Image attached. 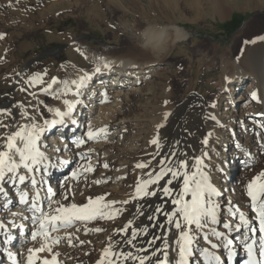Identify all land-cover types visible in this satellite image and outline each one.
Wrapping results in <instances>:
<instances>
[{
	"label": "bare ground",
	"instance_id": "obj_1",
	"mask_svg": "<svg viewBox=\"0 0 264 264\" xmlns=\"http://www.w3.org/2000/svg\"><path fill=\"white\" fill-rule=\"evenodd\" d=\"M241 1L244 2L246 0L231 1V9H239L242 5ZM226 2L227 0H209V4H211L215 13L221 19H224L231 11L228 8L229 6H226ZM191 36V30L186 27L149 25L143 32V43L141 44L142 49L150 53L149 57L146 58L144 55L143 60H135L134 56L129 55L111 57L95 64L90 72L77 76L75 80H72V82L75 81L76 83L71 82L67 87H64L65 85L55 82L51 89L45 91L41 99L51 95L54 96L60 91L65 95V98L60 95L59 99L62 98V100L55 101L54 99L55 102L52 103L51 107H46L45 103L37 100V95H34L33 90L31 91L26 86H23L25 94L22 93L20 95L18 92L15 96H12L7 93L8 89H6L5 93L0 96V103L8 104V112L4 111L6 114L0 119V125L8 126H0V150H4L6 133L19 131L25 125L30 127L33 123L45 129L37 142L40 151L45 155L40 158L39 163L33 165L35 170L29 171L21 165L16 172L6 174L4 180L0 181V188H3V191H0V225H3V227H0V243L3 245L0 248V255L3 257L2 264H16V260L20 261V264H26L28 249L40 247L42 243H45L43 237H37L35 241L32 240V233L39 226L34 220L37 214H28L26 212L27 206L19 205L18 203L19 194L30 192L27 185L25 184L23 188L15 187L13 192L15 198L11 197V185L15 180L19 181V176H33L40 183L44 179L53 180V198L51 202H46L45 211H47L50 203L53 207L57 206L56 202L63 205L72 203L82 205L86 204L89 198L95 200L97 197H104L100 202V212L104 215L114 214V209H119L118 203L123 205L124 203L122 202L127 201L125 211L115 215V218L110 219L109 223L101 224L98 216L102 217L104 215L97 214L94 219L75 221L68 227L61 226L58 231L51 233L52 237H59V242L52 244L51 240L47 241L53 249L52 253H39L41 257L50 259L54 253H58L59 255L56 259L59 264H97L103 255V249L109 244H112L116 251H133L137 255H148L151 257L155 249H163L165 242H167L169 245L167 249L169 262L174 264L175 260L178 259L175 241L179 230L175 228L174 224L168 222L166 214L175 210L176 206L171 203V200L182 188L183 181L181 180L176 188H174V180L172 185H168L167 181L172 178L169 173L159 180L157 184L149 186L150 191H156V196L136 197L135 199L133 197L135 196L137 184L142 180L155 178L161 168H174L169 155L168 146L170 145L165 137L170 134L174 135L173 132L179 123L181 105L169 106L163 114L153 111L150 119L145 117H127L125 111H132L134 107L132 103L135 102L138 96L141 98L146 96V88H149L147 85L152 77L157 76L155 72L157 66L169 57L172 49L178 43L187 41ZM259 49L264 53V40L260 39L256 42V36H250V40L237 52V59L242 62L236 61L233 63L232 60L234 72L229 76L225 75L231 81L234 80L233 82L236 80V84L240 83L247 73L250 74L251 78L248 83L249 86L244 90L245 94H241L242 96L238 99L247 100L245 95H248V104L246 103L242 107L245 116L240 113L229 124L233 135L239 126L246 130L245 126L249 124L247 122H252L251 124L255 126L259 125L258 120L256 122L249 120L251 116L247 115L248 113L253 112L252 114L256 113L264 117V57H262L263 53L260 54L261 57H257L256 52ZM97 67L100 68L99 72L96 71ZM238 68H245V70L237 73ZM82 77H87V79H84L81 83ZM109 78L111 79L108 80ZM226 78H224L225 82H227ZM232 86L234 88L240 87L239 84L235 86L232 82L229 83L226 89L230 96L234 90ZM254 92L257 94L256 98L252 96ZM65 100L73 102L72 113L63 117L62 123H56L55 129L52 124H45V121H59L61 119L55 110L59 109L66 112L68 106L64 103ZM228 102L231 103V100ZM199 106L198 110H201L205 116L208 110L204 108L203 101L199 102ZM235 108L239 109L238 106ZM49 109L53 111H48ZM87 114L88 122L84 121L85 123L83 124L79 120L83 119V116ZM208 118L205 121L206 130L203 133L204 135L202 134L203 137L199 138L197 149L194 151L195 159H192L193 162L189 173L197 172L198 170L206 173L210 177V182L221 194L222 187L216 186L212 180L209 147L212 135L223 123L215 121L213 116L209 120ZM147 129L150 135L146 134L148 133ZM89 130L95 133L94 138L88 137ZM152 131H155V133ZM46 134L49 135L50 141L48 142V135ZM257 136L258 134L256 136L252 135L249 139L251 141L246 144V147H243L245 143L241 141L242 138L240 140L238 138L237 143L242 146H235L236 151L238 153L245 151L244 159L246 161L242 166L243 172L245 170L247 172V169H245L247 165L245 164L251 162L248 160L249 156H253L255 149L262 147ZM204 138L208 139V142L205 143L206 140ZM82 139L86 141L83 145L79 144ZM153 139H158L159 143L152 144L151 141ZM18 144L22 146L19 141ZM76 158L79 159V162L72 171L76 173L79 180L75 182L69 179L65 184L62 180L64 185L62 183L57 185L55 182L57 174L65 171L66 166L71 164L72 160ZM223 158L225 162H234L232 154L223 156ZM159 161H164V163L160 164L158 163ZM138 163L147 164L148 167L137 168L136 165ZM105 164H107V167H104ZM89 166L93 169L92 171L87 170ZM220 166L225 173L224 167ZM48 169L52 170V173L46 176L45 170ZM72 177L74 178L73 175ZM250 177L252 178V173ZM223 178L224 181H227L229 174H225ZM129 179L133 183L130 182L129 184ZM97 181L101 182L97 183ZM248 184L247 182L245 187ZM164 186L174 189L172 197L164 196L161 190ZM224 189L227 192L225 199L227 206L232 204V207L231 205L230 207L228 206V216L221 217L219 213L220 223L213 225L209 221L206 229L197 230V232L200 231L202 233L203 237L205 233L208 236L213 235V228L216 231L223 232V237L213 235L212 239L213 244L222 246H220L219 250L218 247L211 249L204 245L202 248L199 247L198 252L200 255H198L197 264H209V257L205 254V249H208L209 253H214L221 259L220 252L223 251V245L227 242V237L232 232L239 227L244 228L247 232L248 228L255 226L254 218L258 217V214L253 203L245 200L240 207L239 201L235 200L233 195L228 194V192H231L229 188L225 187ZM232 190L235 191L234 185ZM219 196L213 197L218 204L223 200V196ZM187 198L190 199V195ZM112 201L117 203L113 205L111 204ZM104 205H108V207H104ZM158 207L160 208L159 211H157ZM241 213L249 221L248 224L240 220ZM129 220L133 223L129 227L128 232L118 231L120 228L127 226ZM225 224H229L230 227L225 228ZM95 229H102V231H96ZM142 229H147V231H141ZM132 231L138 232L135 239L132 238ZM246 232L244 235H246ZM20 234L25 236L24 240L30 242L24 245V240L21 239ZM156 234L159 239L156 240L157 242L151 243L150 247L149 244L154 240ZM163 234L164 236H162ZM128 239H133L135 247L126 243ZM198 240L199 238L196 236L195 243L200 246ZM207 240L209 241L210 239ZM141 249L146 251H140ZM77 252L92 254L86 256L81 263L76 257L75 253ZM9 253L12 254L11 257ZM157 256L162 258V252H157ZM12 257H15L16 260ZM155 259L156 257H151L150 261H146V264H154ZM192 259L193 255L189 257L190 264H192ZM37 264H42V261H37ZM127 264H135V262L128 261ZM212 264H216V261L212 260ZM220 264H225V262L220 260Z\"/></svg>",
	"mask_w": 264,
	"mask_h": 264
},
{
	"label": "rangeland",
	"instance_id": "obj_2",
	"mask_svg": "<svg viewBox=\"0 0 264 264\" xmlns=\"http://www.w3.org/2000/svg\"><path fill=\"white\" fill-rule=\"evenodd\" d=\"M231 1L226 2L231 11L221 19L209 0H0V96L6 89L9 95L15 96L18 92L21 95L24 93L23 86H26L37 95V100L51 107L56 100H62L59 99L62 92L44 99L41 97L55 82L63 85L67 82L68 86L77 76L90 72L95 64L111 57L129 55L134 56L135 60H143L144 55L149 57L150 53L145 52L141 46L143 32L149 25L186 27L191 30L192 36L178 43L169 57L157 66V76L152 77L147 85L149 88H146V96H138L132 103L134 110L125 113L127 117L150 119L153 111L163 114L169 106L181 105L174 135H166L165 139L170 145L168 148L173 170L183 159L187 161L188 172L192 159H195L194 151L199 138L203 137L206 130V119L213 116L215 121L222 122L223 125L212 135L209 159L212 180L216 186L222 187L220 196H223V200L219 203V213L221 217L228 216V206L232 207V204L227 206V192L224 188H229L231 192L228 194L233 195L241 207L245 200L252 202L245 184L264 172V117L248 113L252 117L249 120H258L260 126L247 122L246 130L239 126L234 135L229 127L240 113L245 116L242 107L247 103L248 95H245L247 100L238 99L249 86L250 74H245L241 79L238 83L240 87L232 86L234 90L231 96L226 89L231 82L238 85L236 80L233 82L226 78L234 72L231 61L242 62L237 59V52L250 40V36H256V42L264 37V0L241 1L242 5L236 10L231 9ZM56 46L64 48L57 52L53 50ZM261 53L260 49L257 50V57H261ZM42 55L44 57L36 61ZM244 70L238 68L237 73ZM34 77H39L42 83ZM49 84L51 87H48ZM200 101L208 110L205 116L198 110ZM4 111L8 112V104L0 103V119L6 114ZM79 121L83 124L88 122V114ZM256 133L262 147L255 149L253 156L246 157L251 162L245 164L248 166H245L247 172H243L245 151L238 153L235 146H242L237 143L238 138H242L241 141L245 143L243 147H246L251 141L250 137L256 136ZM146 134L150 135V132ZM204 140L208 142V139ZM228 154H232L233 163L224 161L223 156ZM78 162L79 159H73L60 175L70 176L69 179L75 182L79 180L78 176L72 177V170ZM220 165L224 167L225 173ZM184 170L181 168V171ZM225 174H229L227 181L223 180ZM181 180L182 177L174 180V188L179 186ZM130 182L133 183L129 179ZM233 185L236 192L232 190ZM126 204L118 203L120 212L125 211ZM108 215L98 216L99 222L109 223ZM197 234L199 247L204 245L213 248V235L208 236L211 241L209 243L200 231ZM20 236L24 240L25 236ZM29 242L23 241L24 245ZM2 246L0 243V248ZM224 251L220 252V260L225 259ZM75 254L82 263L92 253ZM197 257H193L192 264H196Z\"/></svg>",
	"mask_w": 264,
	"mask_h": 264
},
{
	"label": "snow or ice",
	"instance_id": "obj_3",
	"mask_svg": "<svg viewBox=\"0 0 264 264\" xmlns=\"http://www.w3.org/2000/svg\"><path fill=\"white\" fill-rule=\"evenodd\" d=\"M260 39H264V37H260ZM108 66V65H106ZM97 72L100 71V68L97 67ZM37 82L42 83L39 77H34ZM87 77L81 78V83ZM55 82V78L54 81ZM72 83H76L73 81ZM51 87V84L48 85ZM65 87H67V82H65ZM256 93L252 94L253 98H256ZM64 103L68 106L67 111H61L56 109V114L61 118L59 121H45V124H56L62 123L63 117L68 116L73 111V102L70 100H65ZM49 111H53L49 109ZM167 115V114H166ZM3 127H8L7 125H0ZM162 126V125H161ZM45 129L43 127L38 126L36 123H33L30 127L25 125L21 130L15 131L12 133L5 134V147L4 150H0V181H3L5 175L8 173L16 172L21 165L25 169L29 171H34L33 165L39 163L40 158L44 157V153L40 151L38 141L40 139L41 133ZM95 133L91 130L88 131V137L94 138ZM18 141L22 143V146L18 144ZM207 141H205L206 143ZM86 143L85 140H80L79 144L83 145ZM152 144H158V139H153L151 141ZM18 154V160H17ZM166 159V158H165ZM199 162V161H198ZM158 163L163 164L164 161H159ZM107 167V164L104 165ZM137 168H146L147 164L138 163L136 165ZM181 168L185 169L181 171ZM187 161L180 160L179 166L173 170L172 167L169 168H161L159 173L153 179L142 180L139 184H137L135 188V196L136 197H145V196H156L157 193L155 190L150 191L149 186L155 185L161 180L164 176L171 174V179L167 181L168 185H172V181L182 177V188L178 193H176L175 197L171 200V203L175 205V210L167 213L168 222L170 224H174L175 228L178 231V236L176 238V253L178 259L175 260L174 264H190L189 257L192 256L193 253V245L196 240L197 230H203L208 227L209 221L211 224L215 225L220 223L219 219V204L213 199L215 196H219L220 192L218 189L210 182V177L199 170L197 172L189 173L187 170ZM88 171H92L91 166L87 169ZM72 175L75 177L76 173L73 172ZM26 179L25 176H19V180L24 182ZM101 181H97L100 183ZM33 184L36 181L33 179ZM248 188V196L251 197L253 206L258 214L259 220V231L264 233V172H261L259 175L255 176L254 179L247 186ZM164 196L172 197L174 193V189L172 187L164 186L161 188ZM0 191H3V188H0ZM48 193H52V189H47ZM26 195L22 194L21 199L26 202ZM190 195V199L187 197ZM104 199V197H97L95 200L89 198L86 204L78 205L76 203H72L70 205H63L59 202H56L57 206L53 207L50 203L48 205L47 211L43 208L39 207L36 202L33 203V209L35 212L39 213L34 217V220L38 223V228L32 233V240L35 241L37 237H43L45 243H42L40 247L30 248L28 249L27 262L26 264H37V261H42V264H59L56 257L59 255L58 253H54L52 257L49 259L47 257H41L39 253L49 252L52 253L53 249L47 241L51 240L52 244L59 242V237H52L51 233L59 230L61 226L68 227L72 225L75 221L80 220H91L94 219L97 214L104 215L100 212V202ZM36 201H39V193L36 194ZM116 201H112L111 204H116ZM122 203H127V201H123ZM104 207H108V205H104ZM160 208H157L159 211ZM120 210L114 209V214H109L107 218L114 219L115 215H119ZM151 219V217H150ZM240 220L245 224H248L249 221L246 219L243 213L240 214ZM132 221L129 220L127 226L120 228L118 231L127 233L129 227L132 225ZM3 227V225H0ZM230 227L229 224H225V228ZM96 231H102V229H95ZM141 231L146 232L147 229H142ZM250 231L255 232V228H250ZM212 234L217 237H223L224 233L216 231L215 228L212 230ZM132 238L135 239L138 235L137 231H132ZM133 239H128L126 241L127 244L133 245ZM155 239H159V237L154 238L152 242H150L149 246L151 247V243H154ZM204 239H209L208 234L205 233ZM209 243L211 241L209 240ZM233 244V240L229 239L223 245L224 247H229ZM219 244H213V247H220ZM135 247V245H133ZM247 254L248 260L244 262V264H264V238H262V242L260 244L259 256L257 258L255 251L254 243H245L244 245ZM169 245L167 242L164 244L163 249H155L151 257H156L154 264H170L169 262ZM140 251H146L141 249ZM157 252H162V258L157 256ZM205 254L209 257V264H212V260L216 261V264H220L219 256H216L214 253H209L208 249L204 250ZM10 257L12 256L9 253ZM148 255H137L133 251H116L112 244H109L107 247L103 249V255L101 259L97 262V264H127L128 261H133L135 264H146V261H150L151 259ZM16 260L15 257H12ZM16 264H20V261L16 260Z\"/></svg>",
	"mask_w": 264,
	"mask_h": 264
}]
</instances>
